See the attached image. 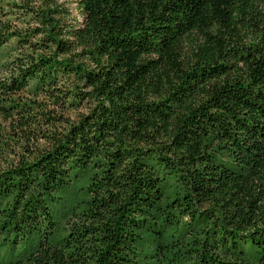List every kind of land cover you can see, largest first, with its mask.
Listing matches in <instances>:
<instances>
[{
	"label": "trees",
	"instance_id": "obj_1",
	"mask_svg": "<svg viewBox=\"0 0 264 264\" xmlns=\"http://www.w3.org/2000/svg\"><path fill=\"white\" fill-rule=\"evenodd\" d=\"M75 5L0 0V264H264V0Z\"/></svg>",
	"mask_w": 264,
	"mask_h": 264
},
{
	"label": "rangeland",
	"instance_id": "obj_2",
	"mask_svg": "<svg viewBox=\"0 0 264 264\" xmlns=\"http://www.w3.org/2000/svg\"><path fill=\"white\" fill-rule=\"evenodd\" d=\"M54 2H56L57 4H62L64 7H66L69 12H70V16H75L76 17V5L75 2L76 0H53ZM18 14H14L11 15L10 18L13 20V18H15ZM77 20H81L79 17H76ZM188 48V47H187ZM57 207L59 208L60 205H57Z\"/></svg>",
	"mask_w": 264,
	"mask_h": 264
}]
</instances>
